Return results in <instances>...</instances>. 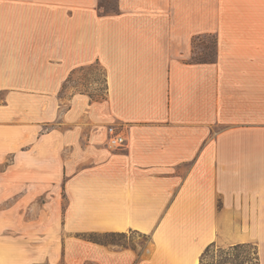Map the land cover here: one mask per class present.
Segmentation results:
<instances>
[{
    "label": "crops",
    "instance_id": "crops-1",
    "mask_svg": "<svg viewBox=\"0 0 264 264\" xmlns=\"http://www.w3.org/2000/svg\"><path fill=\"white\" fill-rule=\"evenodd\" d=\"M100 1L0 0V199L45 193L55 213L35 220L60 215L82 261L200 264L214 243L264 264V0ZM92 64L105 98L65 97ZM51 227L35 241L56 254ZM130 232L145 240L88 238Z\"/></svg>",
    "mask_w": 264,
    "mask_h": 264
},
{
    "label": "rangeland",
    "instance_id": "rangeland-1",
    "mask_svg": "<svg viewBox=\"0 0 264 264\" xmlns=\"http://www.w3.org/2000/svg\"><path fill=\"white\" fill-rule=\"evenodd\" d=\"M115 3L114 0L98 2L103 12H112L115 9ZM195 50L196 54L193 57H198L199 53L201 57L212 56L214 53L213 37H207L204 40L197 41ZM71 92L85 94L90 102L103 100L106 92L105 77L102 68L99 65L92 64L74 70L64 85L63 95L67 97ZM46 201L45 193L27 204H19L17 198L13 196H10L9 200L4 199L2 201L0 199V264H63L66 260L82 261V251H75L68 254L65 251V247L63 246L64 237L59 236L61 234V227L63 226L60 215L52 222L43 221L40 224L39 221L35 220L39 213H55L56 206L51 204L47 205ZM50 201L52 203V200ZM63 208L64 203L62 204ZM48 224H52V227H54L52 236L58 233L56 235V239L58 240V243H56L58 244V252L56 254L45 252L44 250L46 248L44 246L40 247L39 243L35 241V230L39 231L41 227L46 228ZM45 228L42 230H45ZM94 239L101 243L109 244L125 243L127 241L134 243L145 240L144 237L132 232L127 235L114 233L98 234L94 236ZM48 254L52 255L51 261H49ZM237 256L239 258L246 256L252 258L253 250L251 247H241L236 250H231L229 247L215 244L205 255L203 264H227L224 262L226 259H233V257ZM55 258H57L56 262H53ZM83 262L96 264L95 261L87 258Z\"/></svg>",
    "mask_w": 264,
    "mask_h": 264
},
{
    "label": "trees",
    "instance_id": "trees-1",
    "mask_svg": "<svg viewBox=\"0 0 264 264\" xmlns=\"http://www.w3.org/2000/svg\"><path fill=\"white\" fill-rule=\"evenodd\" d=\"M81 68H84V67H81ZM105 92H106V88H105ZM88 238L91 239V240H93V241H96L94 239V234L88 235ZM214 245L215 244L212 243V244H209L205 248V250L203 251V253L201 254V257H200V264H203V259H204L205 255L208 253V251L210 250V248L212 246H214ZM241 247H251L252 250H253V256H252V258H249L248 256H246L244 258H239L237 256V257H233V259H226L224 262L227 263V264H258L259 263L258 262V256H257V249H256V246L253 245V244H237V245L230 246L229 249L236 250V249L241 248Z\"/></svg>",
    "mask_w": 264,
    "mask_h": 264
},
{
    "label": "built area",
    "instance_id": "built-area-1",
    "mask_svg": "<svg viewBox=\"0 0 264 264\" xmlns=\"http://www.w3.org/2000/svg\"><path fill=\"white\" fill-rule=\"evenodd\" d=\"M107 141L111 146L122 147L125 145V137L117 130L115 126L107 127Z\"/></svg>",
    "mask_w": 264,
    "mask_h": 264
}]
</instances>
